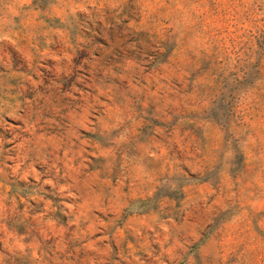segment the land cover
I'll list each match as a JSON object with an SVG mask.
<instances>
[{
	"label": "rangeland",
	"instance_id": "374dc122",
	"mask_svg": "<svg viewBox=\"0 0 264 264\" xmlns=\"http://www.w3.org/2000/svg\"><path fill=\"white\" fill-rule=\"evenodd\" d=\"M0 264H264V0H0Z\"/></svg>",
	"mask_w": 264,
	"mask_h": 264
}]
</instances>
